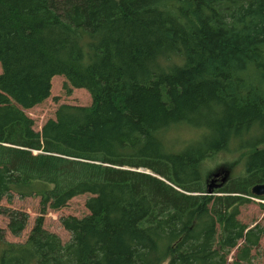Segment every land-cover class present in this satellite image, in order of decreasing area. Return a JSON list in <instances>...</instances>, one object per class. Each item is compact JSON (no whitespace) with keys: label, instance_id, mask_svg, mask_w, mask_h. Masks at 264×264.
Segmentation results:
<instances>
[{"label":"trees","instance_id":"trees-1","mask_svg":"<svg viewBox=\"0 0 264 264\" xmlns=\"http://www.w3.org/2000/svg\"><path fill=\"white\" fill-rule=\"evenodd\" d=\"M61 78L91 102L36 130ZM229 152L243 174L209 194ZM262 184L264 0H0V200H40L24 242L0 229V264H251L264 226L238 217ZM79 196L63 243L44 217Z\"/></svg>","mask_w":264,"mask_h":264},{"label":"rangeland","instance_id":"rangeland-1","mask_svg":"<svg viewBox=\"0 0 264 264\" xmlns=\"http://www.w3.org/2000/svg\"><path fill=\"white\" fill-rule=\"evenodd\" d=\"M64 79H55L53 83V93L51 98L43 105L30 111L28 115L34 120L36 130H40L42 125L50 118H53L57 108L62 104L86 106L91 102L90 96L85 90H73L70 96H66L63 91ZM184 133V132H182ZM190 135L185 132L183 136ZM142 171V170H141ZM244 159L235 152L221 153L213 160L205 162L203 167L204 178L208 191L213 194L217 189L225 186L229 180L237 178L243 174ZM87 196H79L72 200L66 209L59 212L49 211L44 217V227L47 231L59 236L63 243L69 240V234L63 229L60 219L64 216L83 217L88 212L85 207ZM39 198L19 199L15 198L11 204L6 200H0V206L25 212L29 215V223L23 233L16 237L8 230L9 220L0 216V229L3 231L4 240L12 243H22L27 238L38 217ZM239 221L253 228L256 225L264 226V200L252 198L246 205L240 208ZM2 244L0 243V249ZM264 249V239L261 241V250L254 252V259L251 264H264L261 257ZM233 253L232 255H234ZM231 255V256H232ZM232 260V257L230 258Z\"/></svg>","mask_w":264,"mask_h":264},{"label":"water","instance_id":"water-1","mask_svg":"<svg viewBox=\"0 0 264 264\" xmlns=\"http://www.w3.org/2000/svg\"><path fill=\"white\" fill-rule=\"evenodd\" d=\"M211 193L212 192L209 191V194ZM252 193L256 197H263L264 196V184L254 186L252 189Z\"/></svg>","mask_w":264,"mask_h":264}]
</instances>
